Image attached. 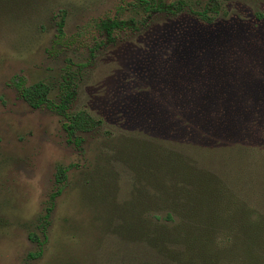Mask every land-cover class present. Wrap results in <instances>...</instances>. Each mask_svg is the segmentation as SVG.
<instances>
[{
    "label": "rangeland",
    "instance_id": "obj_1",
    "mask_svg": "<svg viewBox=\"0 0 264 264\" xmlns=\"http://www.w3.org/2000/svg\"><path fill=\"white\" fill-rule=\"evenodd\" d=\"M145 2L163 10L0 0V264H172L190 259L173 234L193 222L244 264L264 216V0ZM107 20L123 24L112 42ZM66 76L89 131L15 88L43 84L57 106Z\"/></svg>",
    "mask_w": 264,
    "mask_h": 264
},
{
    "label": "trees",
    "instance_id": "obj_2",
    "mask_svg": "<svg viewBox=\"0 0 264 264\" xmlns=\"http://www.w3.org/2000/svg\"><path fill=\"white\" fill-rule=\"evenodd\" d=\"M137 3H144L146 10H151L153 12H161L160 6H155L151 3L145 2L147 0H135ZM170 13H177L182 11V4L176 3L167 9ZM218 12L217 6L210 4L202 13L198 14L199 20L202 22L209 21L208 13L216 14ZM122 23L116 20L103 21L100 24V28L106 34V39L108 42L114 40L113 35L122 30ZM62 21L57 23V31L59 34L62 32ZM75 84L74 79L71 76H66L63 78V85L60 87V103L59 105H54L50 103L47 99V88L43 84H35L31 87H26L22 79H17L15 82V88L20 93L21 97L26 101V103L33 109H38L41 106H50L59 110L60 114L64 116L66 120L63 125L64 128L70 133L75 132H86L91 130L93 127L92 120L82 113H78L72 117L67 114L68 106L70 105L73 98V90ZM64 171L58 169L56 175L57 181L64 176ZM57 194L51 196V203H53ZM50 209H46L45 218L49 216ZM252 223L249 228L243 233L245 241L241 245V254L244 264H264V216L262 215H252ZM171 217H168L170 219ZM195 223V222H193ZM191 227L178 226L174 230L175 239L179 240L185 245V250L190 255L189 260L180 261L179 259H174L172 264H240V260L234 259L233 256V246L232 253L231 250L227 256H221L218 252V244L214 239V236L218 233L213 228H199L197 224H193ZM185 225V224H182ZM163 232H168L164 230ZM235 252V257L236 252ZM40 257L39 253L29 254V258L37 259ZM238 257V256H237ZM236 261V263H235ZM239 261V263H237Z\"/></svg>",
    "mask_w": 264,
    "mask_h": 264
}]
</instances>
